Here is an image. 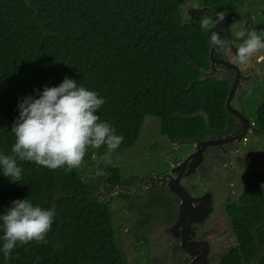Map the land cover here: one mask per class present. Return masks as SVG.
Returning a JSON list of instances; mask_svg holds the SVG:
<instances>
[{
	"label": "trees",
	"instance_id": "16d2710c",
	"mask_svg": "<svg viewBox=\"0 0 264 264\" xmlns=\"http://www.w3.org/2000/svg\"><path fill=\"white\" fill-rule=\"evenodd\" d=\"M199 1L212 10L188 23L184 0H0V153L11 154L19 104L38 99L45 86L58 87L65 77L105 99L97 114L124 137L113 153L135 147L147 117L159 118L161 133L173 142L227 133L230 85L206 76L211 33L202 32L199 21L204 15L215 19L214 12L232 17L246 0ZM256 126L264 133V102ZM95 154L108 155L106 145L86 153L88 167ZM18 165L19 183L0 170V215L13 201L30 199L45 209L54 206L56 218L47 244L18 245L10 260L0 229V264H129L101 180L80 169L65 174L35 162ZM99 169L108 189L121 183L119 169ZM262 185L264 171L246 183L242 205L228 207L238 244L225 264H264ZM149 218L140 212L137 222L144 226Z\"/></svg>",
	"mask_w": 264,
	"mask_h": 264
},
{
	"label": "flooded vegetation",
	"instance_id": "af4514ba",
	"mask_svg": "<svg viewBox=\"0 0 264 264\" xmlns=\"http://www.w3.org/2000/svg\"><path fill=\"white\" fill-rule=\"evenodd\" d=\"M235 11H237V9ZM198 15L201 14L199 13L197 16ZM259 24L264 23H247L245 27V33L247 34V32L252 30L264 32V27H260ZM227 29L228 28L226 27H222L221 29L220 36L225 41L223 48H227L228 52L235 57L237 56V49L239 45L243 43L245 39H247V35L244 37L234 36L230 27L228 35ZM222 49H215V51L218 50V53L216 56L214 55V59L219 61V64H217V73L215 77L217 78L218 75L223 72L230 73L229 78H217L221 81L225 80L229 82L230 89L226 102L233 87H235L237 83L236 88L234 89L233 99L230 104V106L235 109L237 113L227 111L231 119L227 133L221 131H212L209 137L204 140L194 139L187 142L178 140L175 142L172 141L177 146L178 143L179 146L191 145L192 149L183 159H181L176 164H172L170 167H167L165 171L154 173L151 172L146 176V178H144L143 183L138 184L136 188L125 185V182L122 179L119 185L108 189L104 185V175H102L100 190L103 194H107L106 197H109V200L113 197H119L122 201L130 202L129 206H132V203L138 200H141L142 202H149L151 206L155 202H158L157 204L162 203L161 205L163 206V211L165 212L161 228L162 232L159 235H155L154 237L159 241V247L155 249V252L156 255L162 259L160 264H225V255L232 251L238 244L236 235L231 227L232 222L228 217L227 210L229 206L242 205L246 183L255 173H253V175L246 181L244 185V191L239 199L235 197L236 191L234 190L235 184L232 182L233 177L230 175L226 182L224 179H222L223 184L219 186L216 193H219L222 196L223 199L221 202H225V205L223 206L225 207L224 212L218 211V207L222 205L216 200L218 195H216V193L211 190L201 191L198 186L202 185V181L207 179L202 177L201 170L203 169L205 162L209 160L214 151L213 157H215V159L217 158L218 161H220L219 156H221L223 161L227 160L229 163V146L233 144L234 146L239 145L243 140L246 139V136L249 134V132H252L254 137L258 136L257 141L264 144V141H261V139H264V133H262L257 128L256 119L252 121V119L244 110L247 99L259 98L260 100L261 95L257 94L254 96L253 91L246 93L241 91L244 89V87H254L256 82L254 72L250 70L249 72L241 71L238 66L229 63L228 60L222 55ZM262 57L264 56L258 57L257 60L260 62ZM223 61L227 62L229 66L224 63H220ZM254 89L255 87L253 90ZM238 94L242 96L241 104H239L235 99V97H238ZM246 126H249V129L247 130L244 138L240 141L238 137L242 134L243 129ZM230 136L234 138V141L217 145L215 144L212 147L206 149L202 153L201 160L200 157L196 159V156H194V159L188 160V157L194 154V152L199 148V143L225 139ZM186 160L188 161L184 167L171 173L172 168L180 166ZM227 168L230 169L228 166ZM232 174H235L234 171H232ZM195 179L198 180V183H196L197 181L194 182ZM171 185L173 187H178L179 185L181 191H174L171 188ZM237 189L238 188L236 184V190ZM205 213L210 214H208L207 217H204ZM151 220L152 217L149 218L147 223H149ZM232 238L235 239L236 243L234 247H232L234 245ZM145 247L151 250L148 244H145ZM258 249L260 250L259 244ZM154 254L152 255L153 257Z\"/></svg>",
	"mask_w": 264,
	"mask_h": 264
},
{
	"label": "clouds",
	"instance_id": "9594fccd",
	"mask_svg": "<svg viewBox=\"0 0 264 264\" xmlns=\"http://www.w3.org/2000/svg\"><path fill=\"white\" fill-rule=\"evenodd\" d=\"M225 15L216 12L215 19L204 15L199 21L201 31L211 33V44L217 49H222L225 41L214 29L225 20ZM187 22H191L190 16ZM245 35L247 39L237 49V60L241 64L248 62L259 49H264V32L239 33L240 37ZM105 103L98 92L68 77L58 87L45 86L38 99L26 97L19 104V116L12 127L15 141L11 154L0 153L2 174L12 183H19L23 168L18 161L35 162L50 170L63 169L69 174L83 166L90 150L106 145L107 154L113 153L124 137L117 134L110 123L101 121L97 114ZM81 181L87 183L86 177H81ZM55 218L54 206L45 209L34 205L30 199L13 201L5 214L0 215L5 260L12 258L18 245L47 244Z\"/></svg>",
	"mask_w": 264,
	"mask_h": 264
},
{
	"label": "rangeland",
	"instance_id": "374dc122",
	"mask_svg": "<svg viewBox=\"0 0 264 264\" xmlns=\"http://www.w3.org/2000/svg\"><path fill=\"white\" fill-rule=\"evenodd\" d=\"M188 7L186 10L183 7L182 11H186L187 17L190 16L192 19L193 10L201 7L200 1L191 0ZM236 9L234 16L225 19L230 24L231 32L234 36L240 37L239 33L245 32L247 23H264V5L261 0H246L242 5H238ZM221 52L229 63L238 66L241 71L249 72L250 70L254 72L256 78L255 89L253 90L254 87L252 86L244 87L241 90L243 93L253 91L254 96L257 94L261 95L260 100L259 98H249L245 102L244 110L254 121L258 108L264 102V59L260 62L257 60L258 57L264 56V49H259L248 62L243 64L237 60V56L234 57L229 53L227 48H223ZM229 75V72H223L217 78H229ZM240 95L238 94L237 96L239 97ZM238 97H235V99L241 104L242 96ZM257 138L258 136L254 137L252 132H249L246 139L239 145H230L229 163L227 160L223 161L221 156H219L220 161L217 158L215 159L213 157L214 151L201 170L202 177L207 179L202 181V185H198L200 190H211L216 193L219 186L223 184L222 179L226 182L231 175L233 177L232 182L235 184V197L239 199L244 191L246 181L253 173L264 171V144L259 143ZM261 141L263 142L264 139H261ZM191 149V145L179 146L178 143L177 146L164 136L161 133V121L159 118L147 117L135 147L106 155L107 158L106 156L95 154L92 158L93 166L88 167L86 162L83 161V166L80 169L92 176L95 181H99L102 178V175L97 174L100 171L99 166H111L119 169L125 185L136 188L138 184L143 183L144 178L151 172L165 171L167 167L183 159ZM232 171L235 174H232ZM194 182L198 183V180L195 179ZM100 193L103 195L104 201H110L112 210L116 214L115 224L118 236L123 244L122 248L129 264H160L162 259L155 252V249L159 247V241L154 237L162 232L163 217L165 216L162 203L157 204L158 202H155L151 206L149 202L138 200L132 203V206H129L130 202L128 201H122L119 197H113L109 200V197H106L107 194H103L101 190ZM216 195H218L216 200L222 204L218 207V211L224 212L225 207L223 206L225 202H221L223 198L219 193H216ZM140 212L152 217V220L143 227L137 222ZM232 241L234 243L232 247H234L236 245L235 239L232 238ZM145 244H148L151 250L146 248ZM153 254L154 257L152 256Z\"/></svg>",
	"mask_w": 264,
	"mask_h": 264
},
{
	"label": "water",
	"instance_id": "95a60500",
	"mask_svg": "<svg viewBox=\"0 0 264 264\" xmlns=\"http://www.w3.org/2000/svg\"><path fill=\"white\" fill-rule=\"evenodd\" d=\"M190 1H191V0H184V2L186 3L185 6L183 5L184 10H186V9L189 8L188 6H189V2H190ZM211 10H212V9L209 8V7H202V6H201L200 8H196V9L193 10L192 18H196V17H197V14H199V13H200V14H203L205 11H209V12H211ZM215 13H216V12H214V14H215ZM182 17H183V20H184V21L187 20L186 11H182ZM259 25H260V27H261V26L264 27V24H259ZM222 27H226V28H228L227 31H228V35H229V27H230V26H229V23H228L226 20H224V21H223V22H222V23L216 28V30H214V31H217V32L221 35V29H222ZM215 49H216V47H215L214 45H212V48H211V50H210V57H211V60H212V70L206 73V76H208V77H215V75H216V73H217V64H219V61H217L216 59H214V52H215ZM220 63H224V64H226L227 66H229V64H228L227 62H225V61L220 62ZM232 67H234V66H232ZM236 85H237V83H236ZM236 85H235V87H233V89H232V91H231V93H230V96H229V98H228V100H227V102H226V109H227V111H228V112H232V113H237V111H235V109H233V108L230 106L231 101H232V99H233L234 89L236 88ZM201 115L205 116V118H206L207 121H208V118H207V116H206L204 113H201ZM246 122H247V121H246ZM248 129H249V126H246V127L243 129L242 134L238 137L240 141L244 138V136H245V134H246V132H247ZM230 141H234V138H232L231 136L228 137V138H225V139H219V140H214V141H209V142H201V143L198 144L199 148L194 152V154H192L191 156L188 157V160H189V159H194V156H196V159H198V157H200V160H201V159H202V157H201V156H202V153H203L206 149L212 147V146L215 145V144L217 145V144H222V143L230 142ZM188 160L184 161V163L181 164L180 166H177V167H175V168H172L171 173H172L173 171L175 172L176 170H178V169L184 167ZM200 160H199V161H200ZM84 162H85V161H84ZM80 170H82V169H80ZM171 188H172L174 191H176V192L181 191L179 185H178V187H173V186L171 185ZM208 214H210V213H205L204 217H207Z\"/></svg>",
	"mask_w": 264,
	"mask_h": 264
}]
</instances>
